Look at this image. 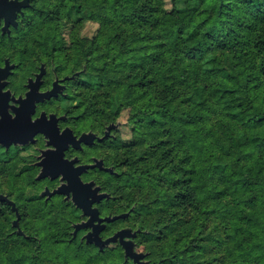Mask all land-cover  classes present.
Listing matches in <instances>:
<instances>
[{
    "label": "trees",
    "instance_id": "1",
    "mask_svg": "<svg viewBox=\"0 0 264 264\" xmlns=\"http://www.w3.org/2000/svg\"><path fill=\"white\" fill-rule=\"evenodd\" d=\"M54 7L61 19L89 15L99 23L91 41L76 34L66 49V62L76 65L67 71L86 76L74 98L103 111L106 124L128 109L132 123L129 141L98 150L117 172L100 181L115 197L98 207L131 210L126 220H136L137 230L136 221L121 227L138 231L148 248L136 261L119 245L113 264H264V0H171L170 8L165 0H61ZM60 42L49 34L50 62ZM59 216H34L47 227L25 238L0 212V264H68L83 247L107 251L109 244L81 239L86 229L71 239L79 208ZM50 248L65 258L46 254Z\"/></svg>",
    "mask_w": 264,
    "mask_h": 264
},
{
    "label": "flooded vegetation",
    "instance_id": "2",
    "mask_svg": "<svg viewBox=\"0 0 264 264\" xmlns=\"http://www.w3.org/2000/svg\"><path fill=\"white\" fill-rule=\"evenodd\" d=\"M11 1L0 0V195L7 196L13 204L0 199V212L12 215L9 228L23 231L41 228L28 222L31 217L43 216L50 209L60 212L67 201L74 202L72 193L69 196L49 194L67 183L66 161H74L73 166L77 167L102 160L103 167L112 168L98 151L104 141L111 139L112 129L108 126L102 135L94 130H83L80 114L71 113L70 109L66 111L69 96L65 89L69 79L64 65L49 62L46 51L17 45L3 47L12 36L16 40L22 21L29 19L26 11L33 5L30 0L21 11L15 10V23H12ZM7 21L10 24L4 29ZM55 83L59 86L57 94L46 95ZM68 107H72L71 104ZM67 129L72 132L67 133ZM84 133L95 134L94 142L77 143ZM95 171L114 172L88 168L81 174L82 180L98 186L96 183L104 179L95 175ZM99 193L104 192L100 189ZM104 199L94 206L99 209L98 204ZM100 216L105 215L100 212ZM124 228L119 227L116 232Z\"/></svg>",
    "mask_w": 264,
    "mask_h": 264
},
{
    "label": "rangeland",
    "instance_id": "3",
    "mask_svg": "<svg viewBox=\"0 0 264 264\" xmlns=\"http://www.w3.org/2000/svg\"><path fill=\"white\" fill-rule=\"evenodd\" d=\"M60 2L61 0H33V5L26 11V16H28L29 19L25 20L24 22L22 21L21 28L16 32L17 34L16 40H15V36H12L10 39L7 40V42L4 43L3 47L4 48L10 47V45L14 47L15 45H17L18 47L21 48L24 47V48L36 49L39 52L46 51L48 53V59L50 62L51 49L49 48V34L52 32V34L55 36V40L61 41L58 45L57 50L54 53L56 55L55 61L63 59L64 63L62 62L61 64L64 65L65 73L67 75L75 76L68 78L69 79L68 82L70 83H67V87L65 89V94L69 96V98L66 99V111L70 109L71 113L80 114L81 128L83 130H94L97 134L102 135L108 126L111 127L112 129L111 139L104 141L103 142L104 146H102L103 148H100L101 152L107 154V152L112 151V149H116L121 142H127L131 139L132 123L130 122L129 119V110L128 109L123 110L116 119L106 124L105 119L100 118V113L104 117L103 111L101 112L98 111L91 105V103L90 104L86 103L84 106H82L80 102L74 98L75 94L80 92L78 86L81 85L82 80H84L86 76L83 74V70L81 69L67 71V67L74 68L76 65H73L74 63L72 62H66L67 61L66 55L68 53L66 49L69 48L70 50H73L74 47L73 42L77 41V37L75 36L76 34L80 38H85L91 41L95 36L97 29L99 28V23L97 21L92 20L89 17V15H87V18L83 19V21L81 22H79L76 17L71 18L70 21H67V19H61L59 15H55V12L57 10L54 7L55 4H60ZM165 2L167 7L170 8L171 0H165ZM14 41L16 42V44L14 43ZM55 61H51V62H55ZM69 104H71L72 107H68ZM101 119L104 120V124L101 127H98L99 121L101 122ZM113 171L114 174H117L114 168ZM94 174L97 175L98 177L103 178L104 181L111 180V176H110L111 174L109 173L95 171ZM97 183L96 184L101 187V185H99L100 182ZM101 190L102 192L109 194V192L107 190L102 189V187ZM114 197L115 196L109 194L108 198H114ZM66 208L71 209L78 207L74 202L72 203L71 200H69L66 202L63 210H60V212H58V210L52 211V209H50L49 215H51L52 219H55L57 215H60L59 218L60 217L62 218V216L65 214ZM127 212L131 214V210ZM104 215L106 216L112 214L109 213ZM81 217H82L81 221L73 223L71 239H74L77 236V235L75 237L73 236V232L75 230V224L81 223L86 220L85 215H83L82 212H81ZM126 218H122L124 220L118 224H115L116 221L110 223L111 230H113L111 234H107L109 230L108 229L109 224H108L107 229L104 232H102V237L105 238L112 236L116 232V230L119 229V227L136 221V220L134 221L126 220ZM33 220H35V218L31 217V221L29 220L28 222H34L35 226L41 227L38 229H46L47 225H45L44 223H36V220L35 221ZM138 225L139 223L136 221L135 229L134 228L133 229L137 230L136 228H138ZM33 230L36 229L23 230V231L14 230V231L18 235H21L25 238L26 237L29 238L30 236L28 232ZM24 231H26V233H24ZM86 231L81 237V239L84 240V242L88 243L84 237ZM135 232L137 233L138 231ZM20 239L21 240L18 239L20 242H25L24 240H22L23 238ZM133 240L135 241V249L138 252L145 253L148 248L147 247L148 242L146 241V239L143 236H139L137 233V236L134 237ZM91 244H95V243H91ZM119 245L124 250V247L117 241L109 244L107 247V251L105 253L96 252L97 249L95 250V248L93 247H83V249L79 252L72 251L71 252L72 255L68 259V264H73L75 262L78 263L83 261L88 262V264H104V263L113 264L114 259L120 253ZM34 248L35 246H33V249ZM51 252H53V254L54 253L59 254L61 259L65 258L64 253L62 251L54 252V250L51 248L48 249L46 254H49ZM67 254L69 255V252ZM147 261L149 262V260Z\"/></svg>",
    "mask_w": 264,
    "mask_h": 264
},
{
    "label": "water",
    "instance_id": "4",
    "mask_svg": "<svg viewBox=\"0 0 264 264\" xmlns=\"http://www.w3.org/2000/svg\"><path fill=\"white\" fill-rule=\"evenodd\" d=\"M13 6L12 23H15L14 18L16 17L15 10L21 11L23 7H27L30 4V0H13L11 1ZM10 22H6L4 29L8 27ZM75 77V76H72ZM69 77H67L68 79ZM58 84L55 83L54 88H52L46 95H54L57 94L58 91ZM111 127H109V130ZM67 133H71L70 129H67ZM107 132L106 135H108ZM105 135V137H106ZM96 138L95 134H87L84 133L80 136L79 139L76 140L77 143L85 142V143H92ZM100 139H104L100 138ZM69 138L67 137V143ZM74 161L68 162L66 161V165L64 168L65 177L67 179V183L62 187L50 192L49 194L55 193H65L69 196L72 193V199L76 206L83 211V215L87 217V219L81 223L75 224V230L73 232V236L75 237L78 231L82 229H90L85 234V239L88 243H95L100 248L103 246L108 245L114 242H120V244L124 247L126 255L129 257L134 258L136 261L143 257L144 255L137 250H135V242L133 240L134 237L137 236L136 232H133L129 228H124L116 232L114 235L109 236L107 238H103L101 233L107 226V223L115 222L119 219L126 218L129 216V212H124L121 214L116 215H107V216H100V210L94 206L96 202L104 198H108V193H99L101 187L95 186L94 182H84L81 178V174L83 171L87 170L88 168L99 167L108 171L113 172L112 168L103 167V161L97 160L94 164H85L80 166H73ZM47 193V192H46ZM1 200H6L8 203L13 204L11 200L8 199L5 195H0ZM128 238V239H127Z\"/></svg>",
    "mask_w": 264,
    "mask_h": 264
}]
</instances>
